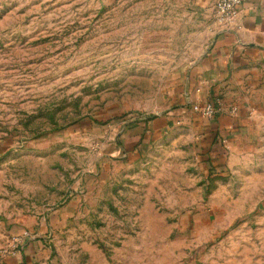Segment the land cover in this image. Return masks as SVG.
Here are the masks:
<instances>
[{
	"label": "rangeland",
	"instance_id": "rangeland-1",
	"mask_svg": "<svg viewBox=\"0 0 264 264\" xmlns=\"http://www.w3.org/2000/svg\"><path fill=\"white\" fill-rule=\"evenodd\" d=\"M193 30L174 0H0V264H264V119L121 141L174 107Z\"/></svg>",
	"mask_w": 264,
	"mask_h": 264
},
{
	"label": "crops",
	"instance_id": "crops-1",
	"mask_svg": "<svg viewBox=\"0 0 264 264\" xmlns=\"http://www.w3.org/2000/svg\"><path fill=\"white\" fill-rule=\"evenodd\" d=\"M174 2L195 26L197 57L188 68L184 87L172 95L174 107L146 122L130 124L121 141L126 146L158 137L169 125L183 121L205 144L216 133L234 149L242 135H252L258 120L264 119V0H244L237 16L225 24L214 16V0ZM216 100L225 109L213 119L191 110L192 104ZM231 106L236 113L229 112ZM18 258L16 254L6 257L2 264H20Z\"/></svg>",
	"mask_w": 264,
	"mask_h": 264
},
{
	"label": "built area",
	"instance_id": "built-area-1",
	"mask_svg": "<svg viewBox=\"0 0 264 264\" xmlns=\"http://www.w3.org/2000/svg\"><path fill=\"white\" fill-rule=\"evenodd\" d=\"M244 0H214L213 10L214 16L220 24H225L233 20L239 11V6ZM225 109L224 104L219 101L205 102L203 104H192L191 110L200 114L207 119H213L223 112ZM230 113H236V107L229 108ZM23 247V245L21 246Z\"/></svg>",
	"mask_w": 264,
	"mask_h": 264
},
{
	"label": "trees",
	"instance_id": "trees-1",
	"mask_svg": "<svg viewBox=\"0 0 264 264\" xmlns=\"http://www.w3.org/2000/svg\"><path fill=\"white\" fill-rule=\"evenodd\" d=\"M153 118H155V117H149V119H153ZM220 144L221 143V137H220V134H213V136H212V141H211V144Z\"/></svg>",
	"mask_w": 264,
	"mask_h": 264
}]
</instances>
